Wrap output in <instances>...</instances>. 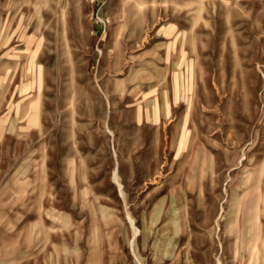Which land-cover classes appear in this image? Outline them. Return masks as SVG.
<instances>
[{"label": "rangeland", "instance_id": "1", "mask_svg": "<svg viewBox=\"0 0 264 264\" xmlns=\"http://www.w3.org/2000/svg\"><path fill=\"white\" fill-rule=\"evenodd\" d=\"M0 264H264V0H0Z\"/></svg>", "mask_w": 264, "mask_h": 264}]
</instances>
